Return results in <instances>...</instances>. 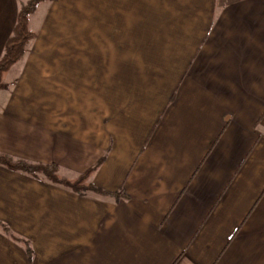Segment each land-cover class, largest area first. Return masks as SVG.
I'll return each mask as SVG.
<instances>
[{"label": "crops", "instance_id": "crops-1", "mask_svg": "<svg viewBox=\"0 0 264 264\" xmlns=\"http://www.w3.org/2000/svg\"><path fill=\"white\" fill-rule=\"evenodd\" d=\"M24 2L0 0V56ZM86 5L65 51L75 104L4 105L0 154L98 165L106 195L0 167V221L27 241L0 232V264H264V0Z\"/></svg>", "mask_w": 264, "mask_h": 264}, {"label": "rangeland", "instance_id": "rangeland-1", "mask_svg": "<svg viewBox=\"0 0 264 264\" xmlns=\"http://www.w3.org/2000/svg\"><path fill=\"white\" fill-rule=\"evenodd\" d=\"M28 1L29 0H26V2L21 4H26ZM52 1L54 0H49L45 2H52ZM21 4L18 6V10ZM38 7L36 9V12L34 13L35 15L33 14L31 16H35L33 25H34V31L36 33H38L40 29H43L39 27H42L41 25L44 24L45 31L43 32L44 35H42L43 38L37 39L36 33L35 36L33 32L32 33L33 39L30 40L28 44L25 46V52L23 58L17 61L14 65H12L2 76L1 83L7 88L0 90V108H2L4 105L6 106L11 105L13 101H15L16 103L18 102L20 104L25 103V105L28 104L31 107H35V108L37 107L36 106L37 103L41 106L46 105L48 111H52V113H54L55 110H59V109L69 110L66 106H71L72 104H75L74 102H72V95H70L71 91H69L71 90V86H72L71 82L69 83V81L67 82L65 80V75L70 73V65H69L70 53H67L65 51L68 50L69 52V50L71 49L69 46L71 42L69 37L71 30L86 29V24H87L86 0H59V2L48 4L47 6H44L41 9H39ZM9 38L10 37H8V39ZM31 49H33L34 54L30 52ZM60 51H62L63 53L62 56L58 53ZM2 54L0 58L2 57ZM79 54L81 55L80 61L83 60L87 62L88 58H90L91 56V54H89V52L87 53V51L86 53H79ZM55 55H57V57H55ZM54 58H57V61H59L60 59L59 62L63 66L62 69L64 73V83H63V90L61 95L58 93L56 95L54 92V91L58 92L57 88H59L60 85L58 83L57 86L56 85L57 82L55 83V78H54L55 70L53 68ZM21 75H23L24 77L23 80L20 82L19 78ZM78 77H80V74H78ZM18 82H20V84H17ZM29 91L31 93H28ZM13 93L18 94V97L21 96L20 99L23 100L19 101L20 99L18 97L12 99V95H14ZM28 94H31L30 99L24 100V98ZM38 94L41 95V99H40L41 101L35 102ZM73 99H75V97H73ZM100 105H102V103H100ZM14 160H19V159H14ZM27 163L32 165L40 164V163H32V162H27ZM51 164L56 165L55 163H51ZM40 165H50V164H40ZM0 167H4V166H0ZM57 167L59 169L57 173L58 176L64 178L65 180L74 181L80 179L82 176L88 173H89L88 176L89 179L92 173L96 171L98 165H96L92 169L85 171L80 175L77 176L73 175L74 177H72L71 174H69L68 176L65 174H61L59 166ZM15 172H19V171H15ZM36 176L37 177L42 176L43 179H45L47 182H49L52 185L68 189L61 185L52 183L48 178H46L42 174H37ZM3 226L6 228L8 227L4 222L0 221V232L4 234L6 237L14 239L16 242H18L17 244L19 245H21L23 242L25 243L27 242L24 240L23 237L15 234L13 231H12L13 233L12 232L7 233L6 229H4Z\"/></svg>", "mask_w": 264, "mask_h": 264}, {"label": "trees", "instance_id": "trees-1", "mask_svg": "<svg viewBox=\"0 0 264 264\" xmlns=\"http://www.w3.org/2000/svg\"><path fill=\"white\" fill-rule=\"evenodd\" d=\"M45 1L49 0H29L26 4H21L19 7L12 35L6 41L2 57L0 58V90L7 88L1 83L2 76L12 65L23 58L25 46L33 39V34L28 30L29 17L36 12L38 5ZM0 166H4L10 171H19L34 177H37V174H42L52 183L66 187L78 195H83V193L88 191L106 195V193L94 188L87 182L89 173L78 180H65L58 176L59 169L54 164L32 165L25 161L14 160V158L5 154H0ZM3 228L6 229L7 233L10 232L6 227L3 226ZM22 244L26 246L25 242ZM27 252L29 253V251Z\"/></svg>", "mask_w": 264, "mask_h": 264}]
</instances>
